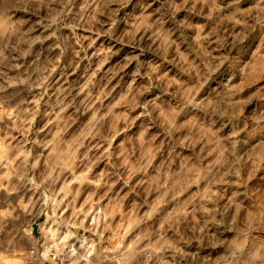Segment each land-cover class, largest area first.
I'll list each match as a JSON object with an SVG mask.
<instances>
[{"label": "rangeland", "instance_id": "1", "mask_svg": "<svg viewBox=\"0 0 264 264\" xmlns=\"http://www.w3.org/2000/svg\"><path fill=\"white\" fill-rule=\"evenodd\" d=\"M0 264H264V0H0Z\"/></svg>", "mask_w": 264, "mask_h": 264}]
</instances>
